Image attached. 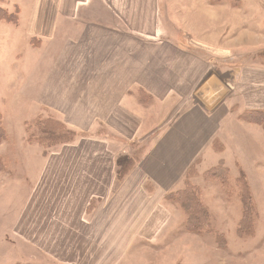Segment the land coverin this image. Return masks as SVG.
I'll list each match as a JSON object with an SVG mask.
<instances>
[{
  "label": "crops",
  "instance_id": "1",
  "mask_svg": "<svg viewBox=\"0 0 264 264\" xmlns=\"http://www.w3.org/2000/svg\"><path fill=\"white\" fill-rule=\"evenodd\" d=\"M169 1L178 2L176 31L185 44L166 31ZM0 6L18 10L19 18L0 22V49L16 59L29 44L32 53H44L36 74L17 69L22 112L53 117L80 135L50 153L25 147L26 181L6 163L0 184L14 186L19 201L3 203L0 228L16 221L20 242L6 246L0 264L24 258L25 240L35 245L29 254L43 259L36 264L51 263L48 256L63 264H185L186 247L196 255L206 235L214 236L217 253L232 250L230 217L220 210L241 213L234 233L245 239L236 232L240 197H233L239 209L220 190L206 198L192 181L199 168L191 181L224 247L213 234L187 231L185 213L167 196L183 190L191 167L207 160L223 161L229 172L228 162L235 164L253 193L264 128L240 117L264 111V65L248 60L264 50V0H0ZM222 63L233 83L211 89ZM227 86L235 93L220 100ZM201 90L204 102H192ZM136 143L147 148L118 181L116 159ZM256 212L258 228L247 237L256 244L243 258L258 259L248 264H264V219ZM2 241L9 243V235Z\"/></svg>",
  "mask_w": 264,
  "mask_h": 264
},
{
  "label": "rangeland",
  "instance_id": "2",
  "mask_svg": "<svg viewBox=\"0 0 264 264\" xmlns=\"http://www.w3.org/2000/svg\"><path fill=\"white\" fill-rule=\"evenodd\" d=\"M175 2L176 3L173 5V1L172 2L169 1V5L171 8V10L169 9L170 10L169 13L171 17H168L167 21L165 19V28L169 36L173 38H177L179 41L185 44L187 42L182 36V34H179L176 31V25L178 24V8H177L178 2L177 1ZM3 24H4L5 31L8 32L7 24L6 23H3ZM30 48L31 50L34 49L32 46H30V44H29V47H24V49H22L21 51V55L18 56L17 59L15 56H13L11 52L6 53L2 49H0V112L4 116V119L6 121L5 122L6 132L8 134V137H10L9 140L7 138L5 141L1 143L0 152L3 155L7 154L5 158L7 164L10 166V168L13 167L15 175L20 179H24V175L27 172L26 170L22 169L23 166H25V163L28 162L27 160L24 159L25 147L27 148L26 151H28L29 149L38 150V151L43 150V151H46L47 153H50L52 150H55L58 147L56 145H51L50 142L45 143V145H40L38 142L39 139L37 138V137H40L39 131L35 127L29 130H27L26 128L25 130L24 126L22 125L25 121H30L28 122L29 126L32 123L33 124L36 123L35 121L37 120V115H35L36 113H33V112H22L23 104H21L20 91L17 90V85L19 81L17 69L20 67V71L25 75V77H27L26 71L29 74L34 75L40 71V66L44 60L43 58L44 53L42 50L34 51L35 53H32ZM248 60L253 64L254 62L256 63L260 62L262 65H264V50L259 52L258 54L250 55ZM227 67L228 66H225V64L222 63L221 65L219 64L218 66L214 68V70L216 71L215 74L217 75L216 76L217 78L215 79V84L212 85L211 89L219 88L221 86V83L226 84L227 82H232L231 80L232 78L230 74L227 73L229 70V68ZM234 67H241V66L235 65ZM204 83L205 82L203 81V83H201L198 87L200 88ZM227 89L228 90L224 89L222 91L220 100L228 92L235 93L234 91L230 90L231 88L229 86H227ZM204 94H205V90L198 91L196 96L192 99V102L194 100V103L201 104L202 102H204L203 101ZM43 115H47V114H43ZM43 117L48 118V116H43ZM105 133L107 134V132L101 129V132L99 134H105ZM62 134H64V136H67L66 138H69L71 141L75 140V135H69L67 131L62 132L61 135ZM30 135H31L30 142H28L27 138H29ZM69 139L65 140V142L68 141ZM146 145L147 144H139V143H136L133 145L131 144L127 145L126 150H129L130 154L123 153V155L118 156V158L123 157V156H127L129 158V156L132 157L133 155H136V157L139 158L140 156L139 154H141L147 148ZM219 146L220 148L222 147L223 149V146L220 143H219ZM262 163H263V166L261 168V172H259L256 175V178L251 177L252 179L251 182L253 185L252 187L253 193L251 195H253L252 198H254V201L256 204L255 207L258 210L259 216L261 217V219H264V162ZM125 165L126 164H123V166ZM228 165L230 169L231 180L233 184L236 183V186H237V179L239 178V171L237 170V167L235 164L228 162ZM216 166L217 164L212 163L211 160H207V162H203L202 164H200V166L198 164L196 166L197 169L199 168L198 174L193 178L192 180L193 183L196 182L202 187L203 190H205L206 198H208L207 195L209 193L212 195H216L218 194V190H220L221 196L225 198L232 196V198H230V202L237 200L233 198V197H237V196H234L235 194H237L236 192H238L236 188L233 189L231 193L227 195L223 191L221 183L219 181L210 180L206 177L205 173ZM13 187L14 186L8 187L7 183L5 182H2V184H0V212L2 211L1 209L3 207V203L5 204L6 202H9V203L14 202L17 204V202L19 201L18 194L14 192H10V189H12ZM21 200L23 203L24 200L22 198ZM236 203L238 204L237 206L239 209V206L241 207V204L239 202H236ZM6 205L8 206L7 203ZM10 211L12 213V211L14 210H12L11 208ZM218 213L221 214L222 216L230 217L229 219H226V222L231 221L227 226L228 232L227 231L226 232L229 235V244L231 245L232 243V250L228 252L219 251V253H217L214 236L206 235L203 237V241H208V242H206V244L203 242V246L201 247V250H199V248L196 247V255H194V251L192 249L186 247L185 264H248L251 260L254 263L258 259V255L255 257H252V256H248L247 258H243V257H245L248 253H250L254 249L253 244H256L255 241L252 239H248L247 237H245V239H240L234 233L235 225H237V221L241 213L232 212V210H228L227 213L225 211L220 210L218 211ZM6 222L7 224H5V231L2 230L4 228H0V237H2V239H0V261L1 259H5L6 257L5 255H3L6 252V246H10V249L11 247L15 249V247H17V244H19L20 242L19 240H16V238L18 237L16 235L17 230L19 228L18 223L15 221L13 228L10 229V222L9 221H6ZM256 223H257V220H256ZM256 223H255V226H256L255 230L256 228H258V225ZM0 226H1V220H0ZM216 227L218 229L217 224H216ZM6 231H7V234H6ZM187 231L189 230L187 229ZM4 233L5 235H9V240H10L9 243L8 242L3 243L2 240H3ZM209 240L211 241L209 242ZM235 240L236 241L238 240L239 242L237 241L236 243L234 242ZM23 242H25L26 244L25 257L19 258V259L16 258L15 256L10 257V262L12 264H36L34 262H39L43 260V259L37 258L33 254H29V251L35 248L34 247L35 245L33 244L34 242H31L29 240H25ZM190 244L193 248L194 246H197L195 242L193 241H191ZM262 259L264 261V255ZM17 260H20V261L17 262ZM56 260L57 259H55L52 256L47 257V261L51 262L49 264H63Z\"/></svg>",
  "mask_w": 264,
  "mask_h": 264
},
{
  "label": "trees",
  "instance_id": "3",
  "mask_svg": "<svg viewBox=\"0 0 264 264\" xmlns=\"http://www.w3.org/2000/svg\"><path fill=\"white\" fill-rule=\"evenodd\" d=\"M18 20V10L14 13H9L5 8L0 6V22L17 24ZM240 118L249 122L258 123L264 128V111H249L244 113ZM37 120L35 121L36 123L30 124V126L27 124L26 128L29 130L35 127L39 131L40 137L37 138L39 139L38 142L40 145H45V143L49 142L51 145L56 146H61V144L66 145L73 143V141H76V138L80 136L76 132L67 128L63 122H60L53 117L47 118L39 116ZM64 131H67L69 135H75V140L71 141L69 138H66L67 136H64V134H62V136L61 133ZM30 137L31 135L27 138L28 142H30ZM7 138L8 134L4 125L3 116L0 113V145ZM67 139L69 140L65 142ZM215 148L222 151V147L220 148L219 142H215ZM143 152L139 154V158L136 157V155H133L132 157L129 156V158L127 156H123L117 159L116 177L118 181H123L125 177L137 166L144 154ZM44 153L47 152L44 151ZM6 163L5 158L0 153V173L6 169ZM123 164L126 165L123 166ZM196 174V166L191 167L187 173L185 188L181 191L170 193L167 196V199L176 202L185 213L186 229H188L191 233L213 234L215 235L219 246L224 247L225 238L221 233L217 232L212 225L211 214L202 201V191L200 187L193 185L191 182V179ZM205 175L210 180L219 181L223 190L227 194H230L235 188L238 190L236 193L240 197L242 203V218L240 220L237 233L240 237L253 236L255 233L257 212L245 175L243 173L240 174L237 179L236 186V183L233 184L230 172L226 168L223 161H221L216 167L207 171Z\"/></svg>",
  "mask_w": 264,
  "mask_h": 264
}]
</instances>
